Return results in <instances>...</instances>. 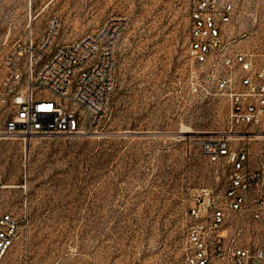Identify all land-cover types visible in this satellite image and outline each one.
Instances as JSON below:
<instances>
[{
	"label": "rangeland",
	"instance_id": "obj_1",
	"mask_svg": "<svg viewBox=\"0 0 264 264\" xmlns=\"http://www.w3.org/2000/svg\"><path fill=\"white\" fill-rule=\"evenodd\" d=\"M232 1L228 36L261 45L264 0ZM188 12L189 0H1L0 53L30 32L38 40L52 18L53 49L108 16L129 22L98 134L11 139L1 134L10 109L1 110L0 216L19 229L0 264H184L191 198L223 182L195 142L225 115L206 82L188 91Z\"/></svg>",
	"mask_w": 264,
	"mask_h": 264
},
{
	"label": "built area",
	"instance_id": "obj_2",
	"mask_svg": "<svg viewBox=\"0 0 264 264\" xmlns=\"http://www.w3.org/2000/svg\"><path fill=\"white\" fill-rule=\"evenodd\" d=\"M235 14L232 0H189L188 91L195 94L206 82L223 99L225 115L220 128L195 142L223 182L191 198L184 264H264V40L253 45L228 36ZM128 22L125 15L108 16L53 49L60 22L52 18L38 40L30 32L5 43L0 108L10 112L1 134L25 141L98 134L116 85V43ZM18 229L12 215L0 216V263Z\"/></svg>",
	"mask_w": 264,
	"mask_h": 264
},
{
	"label": "crops",
	"instance_id": "obj_3",
	"mask_svg": "<svg viewBox=\"0 0 264 264\" xmlns=\"http://www.w3.org/2000/svg\"><path fill=\"white\" fill-rule=\"evenodd\" d=\"M4 108H0V112H1V110H3ZM7 117H8V115L5 117V119H4V124H5V121L7 120ZM3 127H4V125H3Z\"/></svg>",
	"mask_w": 264,
	"mask_h": 264
},
{
	"label": "bare ground",
	"instance_id": "obj_4",
	"mask_svg": "<svg viewBox=\"0 0 264 264\" xmlns=\"http://www.w3.org/2000/svg\"><path fill=\"white\" fill-rule=\"evenodd\" d=\"M201 133H204V132H201ZM0 138H4V137H0Z\"/></svg>",
	"mask_w": 264,
	"mask_h": 264
}]
</instances>
